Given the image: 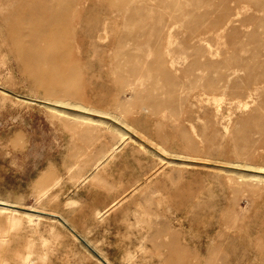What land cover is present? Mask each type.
<instances>
[{"label": "rangeland", "instance_id": "rangeland-1", "mask_svg": "<svg viewBox=\"0 0 264 264\" xmlns=\"http://www.w3.org/2000/svg\"><path fill=\"white\" fill-rule=\"evenodd\" d=\"M0 202V264H264V0H0Z\"/></svg>", "mask_w": 264, "mask_h": 264}, {"label": "bare ground", "instance_id": "bare-ground-1", "mask_svg": "<svg viewBox=\"0 0 264 264\" xmlns=\"http://www.w3.org/2000/svg\"><path fill=\"white\" fill-rule=\"evenodd\" d=\"M80 3V2H79ZM78 3V5H80ZM106 32V28L104 27L103 29H102V31H101V36H99V39H105V37H104V33ZM51 53V52H50ZM44 54H47V52H42V55H44ZM170 64H171V66L173 65V63L170 61L169 62ZM58 103H61V102H58ZM73 106H76V105H73ZM76 107H79V106H76ZM260 170L262 169V168H259ZM72 202H67V204L66 205H70ZM2 205H4V204H2L1 202H0V213L1 214H6V216H7V218H8V220H10L11 221V219H12V216L14 215V214H16L17 213V211H14V210H12V209H8V208H5V207H3ZM98 215V214H97ZM98 216H100V215H98ZM103 216V215H102ZM100 218V217H99ZM11 223V222H10ZM2 240V239H1ZM3 242H4V240H2ZM1 242V241H0ZM23 264H33V262L31 261V260H29V259H27L26 260V262H24ZM102 264V263H101Z\"/></svg>", "mask_w": 264, "mask_h": 264}, {"label": "water", "instance_id": "water-1", "mask_svg": "<svg viewBox=\"0 0 264 264\" xmlns=\"http://www.w3.org/2000/svg\"><path fill=\"white\" fill-rule=\"evenodd\" d=\"M99 259V257H98ZM99 261L102 263V264H107L105 261H103L102 259H99Z\"/></svg>", "mask_w": 264, "mask_h": 264}]
</instances>
